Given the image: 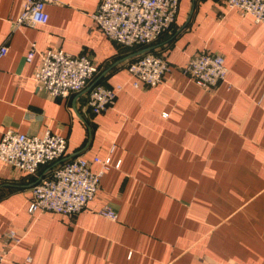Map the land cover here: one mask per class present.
Masks as SVG:
<instances>
[{
	"label": "crops",
	"instance_id": "obj_1",
	"mask_svg": "<svg viewBox=\"0 0 264 264\" xmlns=\"http://www.w3.org/2000/svg\"><path fill=\"white\" fill-rule=\"evenodd\" d=\"M24 1L0 0V45L9 46L0 59V138L50 130L67 139L68 158L120 165L67 215L29 212L49 166L29 174L0 160V250L9 229L22 238L3 264H264V22L226 0H180L158 40L124 47L93 18L100 0H50L48 22L13 30ZM151 46L170 70L157 86H136L127 65ZM52 48L90 56L100 68L94 83L122 85L115 103L95 114L90 86L57 97L38 89L41 52ZM203 50L225 58L216 87L182 71ZM106 205L116 220L100 213Z\"/></svg>",
	"mask_w": 264,
	"mask_h": 264
},
{
	"label": "built area",
	"instance_id": "obj_2",
	"mask_svg": "<svg viewBox=\"0 0 264 264\" xmlns=\"http://www.w3.org/2000/svg\"><path fill=\"white\" fill-rule=\"evenodd\" d=\"M50 0H25L18 16L12 21L13 30L22 25L36 26L49 20L46 4ZM180 0H100L92 14L99 27L117 44L124 47L153 44L176 20ZM229 9H238L243 15H252L256 22H264V0H226ZM36 43L26 59L32 60ZM9 51L6 43L0 45V59ZM164 55L145 52L130 61L128 71L135 77L134 84L146 87L163 82L170 70ZM197 84L205 88L218 86L228 74L223 55L200 51L182 67ZM100 68L87 54H73L62 48L41 52V61L35 73V83L53 97L68 96L90 86L88 105L95 114L112 106L122 85L108 87L94 83ZM67 139L48 130L43 136L27 134L14 129L3 132L0 138V160L13 167L35 174L41 166H49L32 188L29 212L53 211L74 215L80 212L97 194L105 172L113 166L111 157L92 159L83 156L67 157ZM98 163L100 168L93 170ZM100 213L112 220L117 212L109 205ZM15 229L4 234V248L0 250V264L9 251L21 242Z\"/></svg>",
	"mask_w": 264,
	"mask_h": 264
},
{
	"label": "water",
	"instance_id": "obj_3",
	"mask_svg": "<svg viewBox=\"0 0 264 264\" xmlns=\"http://www.w3.org/2000/svg\"><path fill=\"white\" fill-rule=\"evenodd\" d=\"M154 48V46H151V47H148V48H145L143 50H141V53H144V52H147V51H150Z\"/></svg>",
	"mask_w": 264,
	"mask_h": 264
}]
</instances>
